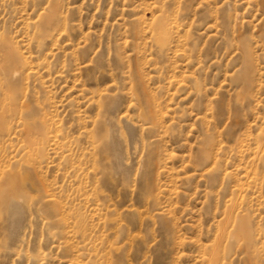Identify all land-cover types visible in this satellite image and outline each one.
<instances>
[{"label": "rangeland", "instance_id": "1", "mask_svg": "<svg viewBox=\"0 0 264 264\" xmlns=\"http://www.w3.org/2000/svg\"><path fill=\"white\" fill-rule=\"evenodd\" d=\"M0 201V264H264V0H0Z\"/></svg>", "mask_w": 264, "mask_h": 264}, {"label": "bare ground", "instance_id": "2", "mask_svg": "<svg viewBox=\"0 0 264 264\" xmlns=\"http://www.w3.org/2000/svg\"><path fill=\"white\" fill-rule=\"evenodd\" d=\"M3 194V193H2ZM14 197V196H12ZM2 199V198H1ZM2 203H11L12 202V198L11 196L7 195L6 193H4L3 195V199H2ZM1 202V201H0Z\"/></svg>", "mask_w": 264, "mask_h": 264}]
</instances>
